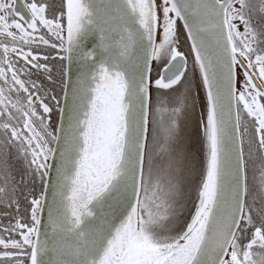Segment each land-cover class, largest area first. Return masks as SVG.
Returning a JSON list of instances; mask_svg holds the SVG:
<instances>
[{
  "label": "snow or ice",
  "instance_id": "6c2138e0",
  "mask_svg": "<svg viewBox=\"0 0 264 264\" xmlns=\"http://www.w3.org/2000/svg\"><path fill=\"white\" fill-rule=\"evenodd\" d=\"M0 208V264H264V0H0Z\"/></svg>",
  "mask_w": 264,
  "mask_h": 264
},
{
  "label": "flooded vegetation",
  "instance_id": "af4514ba",
  "mask_svg": "<svg viewBox=\"0 0 264 264\" xmlns=\"http://www.w3.org/2000/svg\"><path fill=\"white\" fill-rule=\"evenodd\" d=\"M239 86V85H238ZM3 211H5L4 209H2V208H0V212H3Z\"/></svg>",
  "mask_w": 264,
  "mask_h": 264
}]
</instances>
